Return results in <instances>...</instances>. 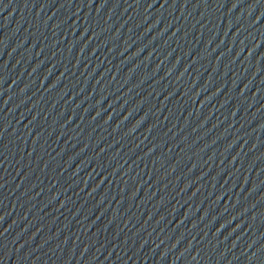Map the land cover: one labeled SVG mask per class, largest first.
Masks as SVG:
<instances>
[{
    "label": "water",
    "instance_id": "water-1",
    "mask_svg": "<svg viewBox=\"0 0 264 264\" xmlns=\"http://www.w3.org/2000/svg\"><path fill=\"white\" fill-rule=\"evenodd\" d=\"M0 264H264V0H0Z\"/></svg>",
    "mask_w": 264,
    "mask_h": 264
}]
</instances>
